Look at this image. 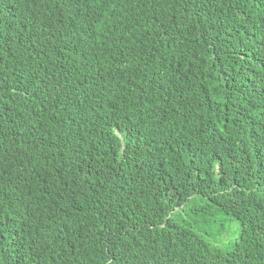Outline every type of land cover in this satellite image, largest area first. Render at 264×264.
Returning <instances> with one entry per match:
<instances>
[{
    "label": "trees",
    "instance_id": "trees-1",
    "mask_svg": "<svg viewBox=\"0 0 264 264\" xmlns=\"http://www.w3.org/2000/svg\"><path fill=\"white\" fill-rule=\"evenodd\" d=\"M0 264H264V0H0Z\"/></svg>",
    "mask_w": 264,
    "mask_h": 264
}]
</instances>
